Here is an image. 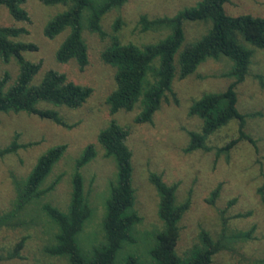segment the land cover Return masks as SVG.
Masks as SVG:
<instances>
[{
    "label": "rangeland",
    "instance_id": "obj_1",
    "mask_svg": "<svg viewBox=\"0 0 264 264\" xmlns=\"http://www.w3.org/2000/svg\"><path fill=\"white\" fill-rule=\"evenodd\" d=\"M198 1L127 0L120 10H112L105 16L103 28L109 31L113 19L120 14L125 22L121 30L124 42L142 44L155 41L161 37V33L142 32L137 23L140 14L148 17L172 15ZM25 7L31 22H16L29 30L20 39L36 43L38 50L25 52L24 56L29 60L42 61V68L32 82L37 83L44 71L51 68L93 90L80 107L58 108L70 127L24 112L0 114V148L10 142L15 132L20 135L19 143L35 142L0 156V213L7 214L13 209L15 181L28 174L36 158L50 146L67 144L65 153L43 185L47 186L60 176L54 189L43 198L28 203L14 219L17 223L15 226L0 228V264H68L63 258L50 256L44 249L51 243L55 227L42 211L41 205L50 202L62 210L66 208L76 159L88 143L95 145L96 154L80 171L93 214L78 238L85 249L102 239L104 200L109 181L115 177L116 167L114 159L104 154L97 136L111 119L131 129L127 145L132 152L135 207L142 216L136 227L137 252H133L140 255L143 264L149 257L146 238L160 224L157 215L158 195L149 180L150 172L161 174L167 183H178V201L188 195L190 197V206L180 221L177 243L179 253H183L192 244L200 243L198 235L204 229L211 233L214 240L220 239L226 244L215 255L212 264H264V206L257 192L264 175V88L259 85L256 77V74H264V49L248 45L253 49L250 71L236 88L237 107L246 116L244 130L254 142L241 140L228 155L224 152L216 155L218 148L237 136L238 123L232 120L208 136V151L195 149L186 152L184 149L189 142L188 132L199 131L201 127V120L189 114V106L205 92H219L226 88L231 77L225 75L230 67L225 57L206 59L185 78L175 75L172 82L174 94H167L152 121L134 123V117L140 110L139 104L132 110L111 114L106 103L108 94L114 88V68L100 57L105 40L85 29L83 35L88 47V64L81 71L74 60L60 63L55 58V51L67 31H62L54 38H47L43 33L46 22L60 7L44 5L41 0H27ZM225 10L231 15L251 13L263 16L264 0H231L225 4ZM14 23L7 10L0 6V25ZM207 27L202 22H185L184 43L200 37ZM4 70L9 72L13 80L18 72L16 61L11 59L5 63L0 59V75ZM217 184H220L219 195L213 202H209L210 192ZM251 226H254L251 237H238L239 232L249 230ZM21 236H25V242L19 252L20 256H12L14 245ZM124 254L125 251H119L116 263Z\"/></svg>",
    "mask_w": 264,
    "mask_h": 264
},
{
    "label": "trees",
    "instance_id": "obj_2",
    "mask_svg": "<svg viewBox=\"0 0 264 264\" xmlns=\"http://www.w3.org/2000/svg\"><path fill=\"white\" fill-rule=\"evenodd\" d=\"M230 1L200 0L172 15L148 17L140 14L137 22L140 30L158 31L161 37L137 44L122 40L121 30L125 22L120 14L113 19L109 31L103 28L105 16L112 10H120L127 0H41L44 5L60 7L46 22L43 33L47 38H54L66 30L67 34L55 51V58L60 63L74 60L81 71L89 61L84 30L88 29L105 40L100 57L104 63L114 68V88L108 94L106 103L111 114L120 110H132L139 104L140 110L134 117V123L152 121L155 111L167 98V94H174L172 82L175 75L185 78L206 59L225 57L230 62L225 75L231 77V81L223 91L205 92L191 102L188 112L201 120V127L199 131L188 132L189 142L184 151H208V136L235 120L238 123L237 136L216 152V155L220 152L228 155L239 141L254 142L244 130L246 116L237 107L236 88L250 71L253 49L248 45L264 49V15H231L225 10V4ZM26 2L27 0H0V6L7 10L15 22L0 25V59L5 63L14 59L18 65V72L13 80L7 70L0 75V114L24 112L70 127L58 108L80 107L93 89L88 85L78 84L68 79L65 73L51 68L44 71L37 83L32 82L42 68V61L26 59L24 53L37 51L38 45L21 40L20 37L28 34L29 30L24 25L16 24L31 22ZM185 22H202L208 27L200 37L184 43ZM256 77L259 85L264 88V74H256ZM130 130L128 125L111 119L97 136L104 154L114 159L116 167L115 177L109 181L104 200L102 239L98 243L85 249L78 238L93 214L80 171L96 154L93 143L86 144L76 159L66 208L62 210L50 202L41 205L42 211L55 227L51 243L44 248L50 256L63 258L68 264H143L140 255L136 253V227L142 216L135 207L132 152L127 145ZM19 136L15 132L10 142L0 148L1 157L35 143L31 141L21 144L18 142ZM66 149L65 143L50 146L36 158L24 178L15 181L13 209L7 214L0 213V228L15 226L17 223L14 219L28 203L43 198L54 189L60 176L47 186L43 185ZM149 180L158 195L157 215L160 224L146 238L149 257L144 264H212L215 255L226 244L220 239L214 240L209 231L202 229L198 235L200 243L192 244L183 253H179L177 243L181 230L180 221L190 206V197L188 195L178 201V183H167L159 173L150 172ZM219 192L220 184H217L210 192L209 202H213ZM257 192L264 206V175ZM253 230L254 226H251L249 230L239 232L238 237H251ZM24 242L25 236H21L14 245L12 256H20ZM121 250L125 254L116 263Z\"/></svg>",
    "mask_w": 264,
    "mask_h": 264
}]
</instances>
